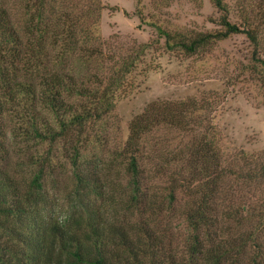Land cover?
I'll use <instances>...</instances> for the list:
<instances>
[{
	"label": "trees",
	"instance_id": "trees-1",
	"mask_svg": "<svg viewBox=\"0 0 264 264\" xmlns=\"http://www.w3.org/2000/svg\"><path fill=\"white\" fill-rule=\"evenodd\" d=\"M5 1L0 0V134L9 129L33 153L27 165L13 168L0 143L7 155H0V264H264V191L258 202H240L243 189L264 183V163L253 160L246 171L225 164L219 130L204 113L217 100L153 101L130 120L125 139L107 149L100 137L107 135L115 97L149 44L105 65L100 49L77 39L97 31L103 9L98 1L89 0L79 14L77 0H16L17 14ZM210 2L219 13L218 28L173 31L155 25L151 45L163 40L166 51L191 57L242 34L252 46L246 68L264 86V0ZM51 47L73 72L45 70ZM92 61L93 71L86 73ZM160 128L189 138L175 149H161L148 139ZM94 140L107 159L93 151ZM56 151L69 180L64 189L48 160ZM155 176L165 179L161 190L152 185ZM177 193L186 230L180 241L156 224L180 199Z\"/></svg>",
	"mask_w": 264,
	"mask_h": 264
},
{
	"label": "rangeland",
	"instance_id": "rangeland-1",
	"mask_svg": "<svg viewBox=\"0 0 264 264\" xmlns=\"http://www.w3.org/2000/svg\"><path fill=\"white\" fill-rule=\"evenodd\" d=\"M96 1L103 6L97 31L91 33V38L79 35L77 39L80 45L100 49L105 57V65H109L111 59L133 54L141 50L143 44H149L143 54L139 52L141 56L128 75L127 84L115 97V108L104 125L107 135L100 137L101 141H107V149H113L125 139L130 120L153 101L177 102L212 97L218 104L212 111L204 113L208 122L219 130L225 164L230 169L246 171L251 168L253 160L264 163V86L258 76L246 68L252 50L247 38L242 34L230 35L211 49L191 57L166 51L162 47L163 40H159L158 44L150 43L156 39L155 25L173 31L218 28L216 22L219 13L210 0ZM5 2L12 12L19 13L16 0ZM89 2L77 0L74 14L85 11ZM236 5L234 1L230 3L231 20L237 17ZM56 52V47L48 48V68L45 70L73 72L70 61L59 62L55 57ZM93 68L92 61L86 73L92 72ZM15 123L10 121L11 125ZM188 138L177 131L160 128L148 139L156 141L161 149L171 150ZM99 142L94 140L96 147L93 151L99 152L101 159H107L106 149L100 151ZM0 143L5 145L8 162L13 168L31 161L29 154L33 151H26L21 139L14 137L9 129L5 137L3 133L0 134ZM93 151H89L88 156ZM54 154L56 157L49 155L48 160L51 158L56 165L62 177L60 186L64 189L69 180L59 168L62 157L57 151ZM0 155L4 154L1 152ZM146 167L151 169L149 164ZM113 169L116 173L115 167ZM149 171L148 176L151 175ZM164 180L157 176L151 178L152 185L158 190L165 186ZM232 182L235 183L234 180ZM263 191L264 183L251 185L249 189L241 191L240 202H258ZM177 197L180 198V194L177 193ZM182 204L183 198H180L172 210L163 211L156 218L157 228L161 231L165 229L166 234H171L178 241L186 232Z\"/></svg>",
	"mask_w": 264,
	"mask_h": 264
}]
</instances>
